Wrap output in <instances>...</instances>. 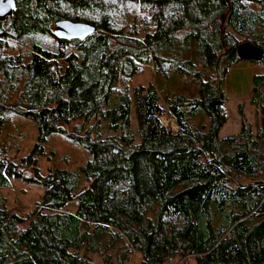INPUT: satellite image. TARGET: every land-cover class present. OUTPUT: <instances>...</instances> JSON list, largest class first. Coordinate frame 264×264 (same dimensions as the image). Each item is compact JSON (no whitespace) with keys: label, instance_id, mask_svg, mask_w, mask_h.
<instances>
[{"label":"trees","instance_id":"trees-1","mask_svg":"<svg viewBox=\"0 0 264 264\" xmlns=\"http://www.w3.org/2000/svg\"><path fill=\"white\" fill-rule=\"evenodd\" d=\"M252 2L262 4L15 0L12 15L0 20V133L17 114L36 123L37 136L13 159L0 147V187L16 178L44 193L25 215L7 209L0 193V264H95L80 250L98 254L101 264H113V253L122 264L132 251L141 254L140 264L176 255L193 256L196 264H264V129L253 134L242 115L237 134L218 135L226 122L223 83L240 61L237 46L249 42L264 51V6L255 10ZM129 5L148 16L127 25L122 8ZM59 19L97 31L84 40L57 39L52 26ZM25 37L32 39L27 53L7 52ZM38 37L53 38L54 47ZM148 62L158 75L197 81L196 95H171L162 107L154 83L130 88ZM252 84L251 103L264 102V73ZM200 112L208 125L192 123ZM103 127L114 134L102 138ZM54 133L89 153L76 171H41L38 156ZM71 202L75 209L63 211Z\"/></svg>","mask_w":264,"mask_h":264},{"label":"rangeland","instance_id":"rangeland-1","mask_svg":"<svg viewBox=\"0 0 264 264\" xmlns=\"http://www.w3.org/2000/svg\"><path fill=\"white\" fill-rule=\"evenodd\" d=\"M262 3V1L260 0ZM262 4L252 2L250 6L259 10ZM148 10L140 5H129L122 8V16L124 22L129 25L134 19L140 22L142 17L148 16ZM88 17H96L94 14H87ZM54 26H52L53 33ZM55 37V36H54ZM39 43L47 47H54L55 41L50 37H38ZM239 42H243L244 38L238 36ZM32 39L25 37L22 40L13 41L7 52L10 54L17 51L28 52ZM68 48V47H67ZM69 49V48H68ZM198 70L210 74L211 71L203 69L200 64L196 67ZM264 73V63L261 61H238L231 65L228 69L223 89L226 94V102L224 103V112L226 122L219 129V138L237 134L240 129L241 116L250 124L253 134L260 129H264V102L258 104L251 103L252 95V76L254 74ZM164 77L155 73V69L151 62L141 65L140 72L134 76L129 83L130 88L137 85H149L154 83L159 92V103L162 107L167 106V99L177 93H184L188 96L196 95L197 81L181 76L179 74L169 73ZM216 74H213V77ZM264 91V87L262 89ZM242 105V114L239 112V106ZM7 124L0 133V147L7 146V157L10 159L16 156L26 154L34 145L37 136L36 123L29 117L12 114L7 119ZM194 125H208L209 119L203 112L193 119ZM79 122H74L65 127L69 132L73 131ZM175 130L176 127L172 126ZM131 129L133 132L137 130V121L134 112L131 115ZM114 134L106 127L102 128L101 137L105 138ZM45 152L38 156L37 162L42 172L55 168L76 171L90 157L89 153L82 145L71 141L65 134H52L44 144ZM1 197H3L7 209L12 210L20 215H25L31 211L43 198L44 188L36 183H30L22 179L13 178L5 187H0ZM75 209L74 202L63 208V211H73ZM88 255L95 264L102 263V257L96 253L85 252L80 250L79 254ZM113 264H117L116 256L113 253ZM142 256L137 251H132L126 255V261L122 264H140ZM119 264V263H118ZM163 264H196L193 256L183 257L176 255L165 261Z\"/></svg>","mask_w":264,"mask_h":264},{"label":"water","instance_id":"water-1","mask_svg":"<svg viewBox=\"0 0 264 264\" xmlns=\"http://www.w3.org/2000/svg\"><path fill=\"white\" fill-rule=\"evenodd\" d=\"M264 6V0H261ZM15 0H0V20L10 17L15 10ZM97 31V27L88 22L59 19L54 22L53 35L62 40H84ZM240 61L258 62L263 59L264 51L256 44L244 42L237 46Z\"/></svg>","mask_w":264,"mask_h":264}]
</instances>
